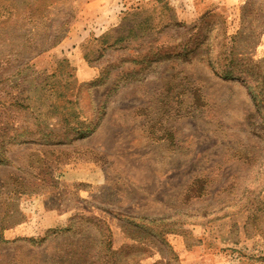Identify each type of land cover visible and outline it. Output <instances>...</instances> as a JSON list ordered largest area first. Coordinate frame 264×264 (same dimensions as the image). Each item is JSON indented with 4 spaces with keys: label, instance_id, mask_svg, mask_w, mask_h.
<instances>
[{
    "label": "rangeland",
    "instance_id": "obj_1",
    "mask_svg": "<svg viewBox=\"0 0 264 264\" xmlns=\"http://www.w3.org/2000/svg\"><path fill=\"white\" fill-rule=\"evenodd\" d=\"M227 45L264 73V0H0V264H90L81 218L135 245L117 214L167 219L179 264H264V113Z\"/></svg>",
    "mask_w": 264,
    "mask_h": 264
},
{
    "label": "trees",
    "instance_id": "obj_2",
    "mask_svg": "<svg viewBox=\"0 0 264 264\" xmlns=\"http://www.w3.org/2000/svg\"><path fill=\"white\" fill-rule=\"evenodd\" d=\"M243 19H246V17L244 16ZM244 25H246V22L244 23ZM243 29L245 30L246 28H244L243 26ZM235 39V41L238 42V39L236 37ZM224 55V60L228 62L227 69H225L221 73L214 70V73L225 80H241L243 83H245L246 89L255 104L257 112L264 113V73L261 71V69H258L251 58L248 60H241L240 58H242L241 56H243L244 54L241 53L240 55L239 53H237L236 46L234 45H231L230 47L227 45L224 51ZM240 61H246V64L239 65L238 62ZM212 67L214 68V66ZM117 217L119 219L122 218L123 220L125 218L131 220L130 222L133 224H135L136 221L141 222L139 224L140 226H137V229H139L140 235L146 234V238L143 236L141 237L137 234L136 237H130L132 241L136 243L135 245L123 246L122 248L117 250L114 247L113 232L108 224L98 218H81V221H86L85 223L93 225V228L98 230L96 234V240L99 245V251L95 255V260L92 259L91 261V256L89 257L90 264H144L146 260L153 256V253H151V255L148 254V252H151L149 250H151L150 248L152 246L158 249L159 253L162 256L164 255V252L165 255L168 253L172 257L171 260H173V262H175L176 264L177 262L179 264V257L168 241V236L174 234L176 230L167 229V219L139 218L126 216L123 214H117ZM258 219L259 217L255 215L252 218V222H257ZM72 230V227L69 226L65 229L49 231L45 236H47L48 234L63 236L64 234L66 235L68 233H72ZM246 231V234L250 236L251 232L248 227L246 228ZM258 233L259 235L264 237V231H259ZM44 240H46V237L43 238V241ZM0 242H4V238L1 234ZM154 264L164 263L163 261H157Z\"/></svg>",
    "mask_w": 264,
    "mask_h": 264
},
{
    "label": "crops",
    "instance_id": "obj_3",
    "mask_svg": "<svg viewBox=\"0 0 264 264\" xmlns=\"http://www.w3.org/2000/svg\"><path fill=\"white\" fill-rule=\"evenodd\" d=\"M175 236H176V235H175ZM169 242H170V239H169ZM170 244H171V246H173L171 242H170ZM173 247H174V246H173ZM173 249H174V248H173Z\"/></svg>",
    "mask_w": 264,
    "mask_h": 264
}]
</instances>
